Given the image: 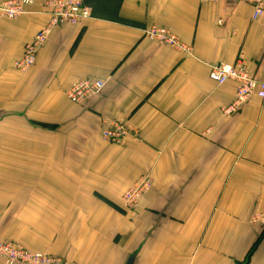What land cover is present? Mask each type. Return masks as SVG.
Here are the masks:
<instances>
[{
  "label": "crops",
  "instance_id": "obj_1",
  "mask_svg": "<svg viewBox=\"0 0 264 264\" xmlns=\"http://www.w3.org/2000/svg\"><path fill=\"white\" fill-rule=\"evenodd\" d=\"M51 1L0 14V240L71 264H264V99L227 115L238 85L209 77L243 59L264 82V14L244 0H83L92 17L54 28L19 71ZM153 26L190 55L148 38ZM85 80L105 88L72 103ZM115 122L123 145L101 136Z\"/></svg>",
  "mask_w": 264,
  "mask_h": 264
},
{
  "label": "built area",
  "instance_id": "obj_2",
  "mask_svg": "<svg viewBox=\"0 0 264 264\" xmlns=\"http://www.w3.org/2000/svg\"><path fill=\"white\" fill-rule=\"evenodd\" d=\"M204 2H219L220 0H203ZM253 7V19L257 20L264 14V0H244ZM33 5V0H0V14L15 19L23 15L27 8ZM50 21L42 28L24 48L21 59L15 62L17 70L26 72L37 61L38 52L43 48L52 30L60 25L80 24L92 17V11L85 6L83 0H54L49 2ZM145 35L159 44L168 46L177 51L189 54L191 48L185 46L180 39L169 29L163 27H151L145 31ZM210 79L218 85H224L229 81L237 83L235 100L231 106L224 109L227 115L238 112L253 96L264 99V82L253 78L243 59H238L234 64H213L210 67ZM105 88V81L85 80L72 86L68 97L72 103L81 104L89 98L99 94ZM130 132L126 124L115 122L105 128L101 136L104 140L117 145H123ZM146 180L138 182L133 188L124 194V200L130 207H134L149 188ZM253 222L264 226V212L254 216ZM0 258L6 264H71L63 258L50 254L31 252L20 245L0 240Z\"/></svg>",
  "mask_w": 264,
  "mask_h": 264
},
{
  "label": "water",
  "instance_id": "obj_3",
  "mask_svg": "<svg viewBox=\"0 0 264 264\" xmlns=\"http://www.w3.org/2000/svg\"><path fill=\"white\" fill-rule=\"evenodd\" d=\"M134 257H131L127 264H133Z\"/></svg>",
  "mask_w": 264,
  "mask_h": 264
}]
</instances>
